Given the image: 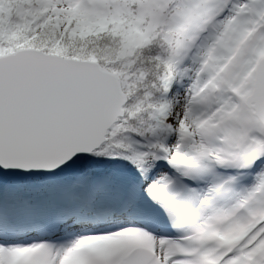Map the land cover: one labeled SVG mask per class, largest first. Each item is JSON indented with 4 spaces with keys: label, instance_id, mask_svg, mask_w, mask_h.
Segmentation results:
<instances>
[{
    "label": "snow or ice",
    "instance_id": "6c2138e0",
    "mask_svg": "<svg viewBox=\"0 0 264 264\" xmlns=\"http://www.w3.org/2000/svg\"><path fill=\"white\" fill-rule=\"evenodd\" d=\"M0 264H264V0H0Z\"/></svg>",
    "mask_w": 264,
    "mask_h": 264
}]
</instances>
